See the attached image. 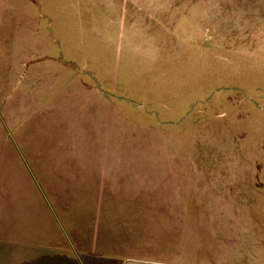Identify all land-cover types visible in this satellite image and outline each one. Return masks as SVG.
I'll use <instances>...</instances> for the list:
<instances>
[{
	"label": "rangeland",
	"instance_id": "rangeland-1",
	"mask_svg": "<svg viewBox=\"0 0 264 264\" xmlns=\"http://www.w3.org/2000/svg\"><path fill=\"white\" fill-rule=\"evenodd\" d=\"M23 171L97 264H264V0H0V264H61Z\"/></svg>",
	"mask_w": 264,
	"mask_h": 264
},
{
	"label": "crops",
	"instance_id": "crops-1",
	"mask_svg": "<svg viewBox=\"0 0 264 264\" xmlns=\"http://www.w3.org/2000/svg\"><path fill=\"white\" fill-rule=\"evenodd\" d=\"M79 165V163H78ZM114 176V175H113ZM22 179L24 180V182L27 184V186L30 188L31 192L29 191L28 194V203H30L28 210L26 212L27 214V222H35L37 224V221L35 220V218L41 217L42 215H45L44 217L46 218L45 221L40 222V226L44 227V232L43 237L40 239L34 238V237H30L33 236L34 234H30L29 236L20 233V235L18 236H13L10 238H6L4 240V244H9L11 243L12 246L15 245H25L27 247H32V246H36V245H41L45 242H51L52 244L58 247V250H60V257H61V264H97L95 259H100V255H98V253L96 252H86L85 250V245L87 244L86 241H84L83 239V231L82 226L83 224H80L78 220H75V222H77V224H72L71 228L68 227V229H66V226H68L67 224L64 225L62 224V234L60 235V239L61 240H55L53 239V236H57L58 237V222H56L55 219V214L54 211L51 212V209L48 205H46L44 198L42 196V194L40 192L37 191V188L34 187V177L32 176L31 173H24V171L22 172ZM62 180H68L67 184H61V186L63 187L62 190H64V196H67V198L69 199L70 197L72 199H70V202H72V204H70L72 206L73 209H77L76 206L78 207V204H74L77 203L78 200H81V198H84V192H83V188L84 187V181H79V179H74V178H68V176H65L62 178ZM61 180V181H62ZM72 183H70V182ZM83 183V185H82ZM49 191V190H48ZM34 192V194H33ZM97 193V197L100 196L101 194H99V192ZM118 191L116 189H110L107 191H104V193L102 194L103 197H117ZM129 193V192H128ZM126 194L129 198L132 197H137L136 195H139L138 192L136 194ZM91 193H87L86 196H89ZM124 195V196H126ZM48 196H56V194L52 193V192H48ZM92 197H96V194H92L90 195ZM96 197V199H97ZM31 201V202H30ZM76 201V202H75ZM68 201V203H70ZM98 200L95 201V204H97ZM110 202V200H109ZM66 203V202H65ZM62 204V208L58 207L59 209H61V211H64V208L67 206L68 203H66V205L64 206V204ZM70 205H68L67 207L69 208ZM101 205V204H99ZM71 209V208H70ZM26 217V215H25ZM5 222L2 221V225H4ZM73 223V222H72ZM13 234H18L16 232L19 231V227L21 226V224H19L18 222L13 223ZM70 224V223H68ZM60 225V224H59ZM74 225H78L79 229H77V231L74 229L75 226ZM74 228H73V227ZM70 229L74 230L75 232H70ZM80 230V231H78ZM131 236V235H128ZM59 238V237H58ZM3 240V239H1ZM88 242L90 244H92V242H90L88 240ZM97 243L99 244V242L97 241ZM9 250V249H8ZM49 263V262H48ZM50 264V263H49ZM121 264H181V263H172V262H164L161 260H158L156 258H149V257H137V256H132V257H128V258H124L121 261Z\"/></svg>",
	"mask_w": 264,
	"mask_h": 264
}]
</instances>
